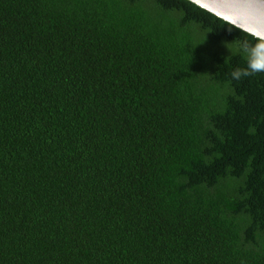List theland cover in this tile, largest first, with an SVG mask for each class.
Masks as SVG:
<instances>
[{"label": "trees", "instance_id": "trees-1", "mask_svg": "<svg viewBox=\"0 0 264 264\" xmlns=\"http://www.w3.org/2000/svg\"><path fill=\"white\" fill-rule=\"evenodd\" d=\"M261 49L187 0H0V264H264Z\"/></svg>", "mask_w": 264, "mask_h": 264}, {"label": "water", "instance_id": "water-1", "mask_svg": "<svg viewBox=\"0 0 264 264\" xmlns=\"http://www.w3.org/2000/svg\"><path fill=\"white\" fill-rule=\"evenodd\" d=\"M264 41V0H187Z\"/></svg>", "mask_w": 264, "mask_h": 264}, {"label": "clouds", "instance_id": "clouds-1", "mask_svg": "<svg viewBox=\"0 0 264 264\" xmlns=\"http://www.w3.org/2000/svg\"><path fill=\"white\" fill-rule=\"evenodd\" d=\"M231 31V29H229ZM244 50L247 51V45H244ZM261 53H264V49H261ZM264 70V54H261L258 58L253 56L249 60L248 67L246 69L237 68L233 71V78L239 79L242 75H252L255 72Z\"/></svg>", "mask_w": 264, "mask_h": 264}]
</instances>
